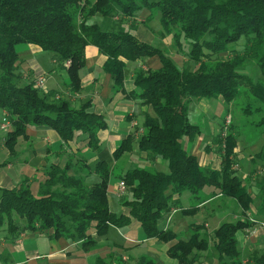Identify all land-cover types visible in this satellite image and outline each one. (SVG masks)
Here are the masks:
<instances>
[{
    "label": "trees",
    "instance_id": "16d2710c",
    "mask_svg": "<svg viewBox=\"0 0 264 264\" xmlns=\"http://www.w3.org/2000/svg\"><path fill=\"white\" fill-rule=\"evenodd\" d=\"M143 10L151 11V20L160 14L163 30L174 36L175 50L186 54L192 67L181 68L159 48L124 28L125 18L136 19ZM96 16L103 19L102 24L90 23ZM241 41L243 52L231 55L230 48ZM183 45L188 46L187 51ZM20 46L51 53L57 68L67 72L71 93L81 91L80 70L86 66L88 46L107 57L103 70L112 77L116 92L125 91L129 63L159 59L157 69L134 70L135 89L126 97L152 111V115L144 114L137 154L145 155L154 165L161 159L169 172L135 167L118 177L127 186L121 199L127 215L111 210L109 181L111 166L134 152L135 137L123 140L112 156L102 153L98 134L108 127L105 117L90 111L91 102L76 108L65 98L57 99L56 92L41 94L34 83L25 82ZM248 65H256L261 78L247 76L244 70ZM242 93L261 105L259 125L264 126V0H0V110L8 114L12 125L5 138L10 154L16 153L28 127L42 126L57 132L64 143L84 136L98 156L93 166L84 165L79 172L72 156L65 165H51L38 191L22 183L13 189L0 188V230L7 226L8 232L15 234L17 218L24 219L26 229L53 231L54 240L81 243L82 251L89 253L87 250L96 249L97 240L108 237L111 229H124L136 221L146 239L168 245L167 255L177 264H197L202 258L199 254L211 248L219 264H244L237 234L254 226L248 216L252 212L255 220L264 222V176L257 181V200L250 185L236 175L237 138L229 132L217 136L222 154L217 169L202 167L198 156L183 144L185 139L196 142L202 134L189 118L193 100L215 99L230 105ZM246 110L251 113V105ZM260 155L264 157V153ZM92 174L98 179L88 183ZM206 187L235 201L241 218L223 222L212 236L204 225H192L187 239L159 228L171 208L180 206L184 193L195 198ZM109 259L106 262L99 257L95 264H127L122 257ZM136 264L156 261L141 256ZM246 264H264V252H255Z\"/></svg>",
    "mask_w": 264,
    "mask_h": 264
},
{
    "label": "crops",
    "instance_id": "0c3cea01",
    "mask_svg": "<svg viewBox=\"0 0 264 264\" xmlns=\"http://www.w3.org/2000/svg\"><path fill=\"white\" fill-rule=\"evenodd\" d=\"M124 21L127 24V18H125ZM102 23H103V19L101 18L99 24H102ZM136 36L138 38V35ZM144 36L141 35L139 37L142 38ZM140 38L138 39L140 41H143ZM147 40H150V39L148 38ZM143 42L151 45L150 43L151 41L149 42L143 41ZM33 53L36 55H41V53H44V52L41 49L34 47V46L26 47L21 52H19L21 62H22L23 56H26L29 58L27 61L22 62V63L29 65V69H28L29 71H25L22 73L23 79L25 82L34 83L35 85V81L38 80L39 77H42V76L45 77L48 75L51 76L53 74L57 75V74H60L61 71H63L57 68L56 66L57 63L52 59V57L50 58V60H51L53 68L52 66L48 67L46 63L43 61H38L37 59H31V57L33 56ZM85 58H86V66L80 70V78H81V91L80 92L71 93L69 89V78L63 90L61 89L62 86L58 84L56 85L54 91H49V92H56L58 94L57 99L63 98L62 94H65L69 96L70 102L74 101V104H77L78 100L81 102V104L91 102L90 111L95 112L98 115H103L105 117L108 127L106 130L99 132L98 138H99V146L101 148V152L106 153L107 156H112L114 151L121 145L123 140H125L128 136L133 135L132 131L135 130V134L133 135L135 137V141L133 145L134 152L131 154H128V155H131L132 157L133 154H137V143L136 142H137L138 137L143 132L142 130L140 131L141 133L139 131L136 132L137 130L136 128L139 126V124L137 122L138 118H137V114L135 111H136V107L139 104L138 102L134 100H130L126 97V93L132 92L135 89L134 82H133L134 71H133V74H131V76L129 77L127 75L128 71L126 72V79H125V86H124L125 91L116 92L115 88H113L112 77L109 74H106L103 70L107 57L103 55L96 47L88 46L85 51ZM151 61H154V58ZM136 63L134 64L139 66L140 64L143 63V60L136 62ZM21 67H22V64H20V68ZM135 69L136 68L134 67L133 70ZM49 92H47L46 90L44 94L47 95L49 94ZM142 109L144 111V114L148 113L149 111L148 108H142ZM3 115L9 120L8 114L6 112L3 111ZM123 121L130 125V128H127V134H124V133L121 134V131H118L119 125L123 123ZM10 127H12L11 123H10ZM112 131H116V134H113ZM5 138L6 136L0 138V154L4 155L3 157L9 156V160L4 162L3 164H0V168L5 167L7 169H10L14 172V175H12L10 178H4L7 185H5V187H0L2 189H13L17 187L18 185H20L24 179H26L28 185L29 186L34 185L33 190L38 191L40 188V184L43 183L45 179V171L51 165H57V164L65 165L67 161L69 160V156H72L78 162V165L76 166V170L77 172H79V171H82V166L88 165V164L93 166L96 163V160L98 159L97 152L93 153L92 150H89L90 148L89 141L84 136L77 137V139L73 142L64 143L59 137V135L57 134V132H55L54 130L48 127H42V126L41 127H28L26 131V137L19 139V142L16 148V153L14 155H11L9 150L7 149L5 145ZM208 149L206 148V150ZM210 151L211 150H209V152ZM239 151H242V148H237L235 152L238 153ZM52 154H55L56 156L55 160L51 161L52 162L51 164H48L49 161L51 160ZM215 154H216L215 155L216 157L214 158V160H211L209 159L208 156H204L202 154L200 165L202 167L203 166L204 167L205 166H219V160H218L219 156L217 153ZM241 155L242 154H238L237 158ZM12 156H14L13 157L14 159L17 158V161L14 162L13 160H11L13 159ZM140 157L142 158L140 160V164L146 168L155 169L159 165H162V166L167 165L161 159H158L154 165V163L147 161L145 155H142ZM254 158L255 157H251L249 159L251 160V163ZM116 163H114V165ZM14 168L16 169V171L14 170ZM84 170H85L84 171L85 173L87 172L88 169L85 167ZM251 173L252 172H249V174L245 176V181L249 180V178L252 175ZM97 179H98L97 175L92 174L87 178V182L94 183L97 181ZM256 181L257 180L253 178L250 184L254 183V186H255ZM119 183H120V180L117 181V183L114 186H111L112 183L111 184L109 183L110 206H111L112 211L127 215L128 210L126 207L122 206L120 195L118 194L117 189H118ZM110 191L112 192V194L110 193ZM183 197H185L184 205L182 206V204L180 203L179 207L171 208L170 212L159 222L160 229H163V230L169 229L179 235L186 234V236L188 237L189 232H190V227L192 225H204L205 232L211 234L214 230H216L222 224L221 217L223 216L220 215L219 217L218 216L213 217V210H214L215 204L217 203L221 204L222 202H224L223 204H225L226 200H229V199H225V197L221 195H217V192L212 193L211 196H209L207 199H204L202 203L198 204L195 207L197 209L196 212L191 211V213H189V211L193 209V207H191V204L193 203V198L188 193L187 194L185 193ZM183 197L180 198V202ZM175 198L179 199L178 197H175ZM186 211L187 213H185ZM241 214H242V211L238 212L236 215L240 216L239 218H241ZM254 215H255V212H252L248 215L251 221L254 222V226L250 229L241 231L237 234L239 248L242 253L243 252L246 253L250 251L252 252L251 254H254L255 253L254 250L259 251L257 249H261L260 251L264 252V227L262 225L264 224V222L255 220ZM170 217H171V220L169 219ZM199 219H202V221H204L203 223L205 224H203L202 221L199 222ZM124 229L128 231L123 232ZM124 229H111L109 236L104 238L103 242H101L102 244L99 246L98 251L101 249H106L109 246L116 247L115 246L116 244L121 245L124 248H126L124 246L125 243H123L121 240H124L126 242L136 245L137 247L133 249V252L139 251L140 241H142V243H146L147 245L148 244L158 245L159 243H161L154 239H146L142 235L141 227L136 221H132L131 225ZM131 230L138 231L142 236V240H139V237L132 235L130 233ZM115 231L118 237H115L113 235ZM27 237L28 235L24 234L23 237L21 236V237H18L17 240H14L15 241L14 244L18 246H16L13 250L19 248L22 241ZM59 241L60 240H58V242L56 243H59ZM115 241H119L121 243L119 244ZM0 245H1L0 248L4 249L6 242L3 241L1 242ZM72 246H73V249L71 248ZM72 246L69 244H64V243L60 244V246H58L55 250L52 251L48 259L46 260L40 259L39 253L37 252L28 253L24 248L22 250L25 253L24 254L25 257L23 258L24 261H21L20 263H16V262L11 263L12 262L11 261L10 263L11 264H64V263L69 264V263L77 262V263L89 264V261H92L95 258V256H97V255L87 256L88 253H84L81 249V243L77 246L76 245H72ZM167 250H168V245H166L165 254H167ZM2 256H3V253L0 252V257ZM110 256L112 255L110 254L109 258ZM141 256H144V255H141ZM141 256H138V258H140ZM132 259H134V257L131 256L130 262L132 261ZM123 260L127 261L125 258H123ZM5 264H8V263H5ZM156 264H158L157 261H156Z\"/></svg>",
    "mask_w": 264,
    "mask_h": 264
},
{
    "label": "rangeland",
    "instance_id": "374dc122",
    "mask_svg": "<svg viewBox=\"0 0 264 264\" xmlns=\"http://www.w3.org/2000/svg\"><path fill=\"white\" fill-rule=\"evenodd\" d=\"M154 11V10H152ZM151 11L149 10H143L140 13L137 14L136 19L130 20L127 19V24L124 26L125 29L135 33L139 36H144L140 38L143 41H151V45H153L156 48H159L162 52L167 57H170L174 59L177 64L181 68H188L189 66L192 67V64L186 54H181L178 53L174 46H175V41H174V36L173 35H168L162 28V25L160 23V14H154L152 17L153 19L151 20L150 18ZM101 20V17L96 16L90 19V23H99ZM150 40H147L148 38ZM181 42L184 44L185 41L183 38H181ZM186 44V43H185ZM184 46V51H187L188 46ZM243 46H244V41H241L239 44L234 45L230 48L231 50V55H233V52L236 53H242L243 52ZM19 52H21L25 47L20 46ZM34 56V57H33ZM33 56L31 59H37L38 61H43L46 63L48 67L52 66L51 63V53H41V55H36L33 53ZM29 58L26 56L22 57V62L27 61ZM151 59H145L143 60V63L140 64L139 66L131 63L127 67L128 71V77L133 74V69L135 68H141L143 70H148V69H157L156 67L160 66V61L158 58H154V61H151ZM22 67L20 68L21 73L25 71H29V65L22 63ZM157 65V66H155ZM53 68V66H52ZM133 68V69H132ZM244 73L252 78L253 80H257L258 78H261L260 72L258 68L253 65H248V67L244 70ZM23 85H25L24 81H22ZM68 82V76L66 72L63 70L61 71L60 74L57 75H51V76H45V87L44 89L41 90V94H44L45 91H54L56 85H61L62 90L65 87V84ZM244 90V89H242ZM51 93V92H49ZM63 98L69 100V96L62 94ZM75 96V95H74ZM72 105L76 108H79L82 104L78 100L77 104H74V101L71 102ZM248 105H251V110L252 112L249 113L246 109L248 108ZM261 105L254 99L250 94L242 93V95L236 99L232 104L226 105L222 101L218 100H193L190 103L189 106V118L190 121L198 125L201 130L202 134L198 138L196 142H189L188 139H185L183 142L184 148L191 154H195L198 156L199 160L202 159V154L204 156H208L209 159L214 160L216 157L215 153L218 154V160H219V166H203L204 168H220L221 166V161H222V154L219 153L218 150V145L217 143V136H221L222 132H229L233 134L237 139V147L236 148H242V151H239L237 154H242L237 158L238 164L234 165V170H236V175L245 180V176L249 174V172H253L249 180L246 182L248 185H250L251 190L253 191L254 196L258 200V189H257V181L264 176V170H263V165H264V157L257 156L260 153H264V126L259 125L260 121L263 116V112L260 110ZM149 111L148 113L152 115V111L150 108H148ZM136 114L138 118V124L139 126L136 128L137 131H141L143 129L144 125V111L141 106L136 107ZM146 114V113H145ZM228 120H230V123H228ZM9 121L6 117L3 115V111L0 110V138L4 137L8 134L10 129L12 130V127H8L7 129H2V124L4 122ZM112 127V126H111ZM224 127V129H223ZM10 128V129H9ZM127 128H130V125L126 122L123 121L119 125L118 131H121V134H127ZM113 134H116V131H112ZM133 135L135 134V130L132 131ZM141 133V132H140ZM226 134V133H225ZM222 137V136H221ZM209 146V149L206 150V147ZM90 150V149H89ZM209 150H211L209 152ZM206 151V152H205ZM204 152V153H203ZM94 153V152H93ZM131 153H127L123 156V158L118 161L115 165L111 166V169H113V175L110 178L109 183L114 186L117 181H119V176L123 175L129 170H132L135 167H143L140 164V160L142 159L138 154H133L128 155ZM128 155V156H127ZM0 154V164H3L7 160H9V156H5ZM14 156H12L13 158ZM55 154L51 155V160L49 161L48 164H51V161L55 160ZM251 157H255L256 160H249ZM259 157V158H258ZM14 162L17 161L16 159H11ZM208 160V159H207ZM48 162V161H47ZM46 162V163H47ZM74 163H76V160L74 159ZM132 164V165H131ZM236 165H238V168H236ZM146 168V167H145ZM151 169V168H150ZM16 171V169L14 168ZM153 171H161L164 173H168L169 169L167 165L162 166L159 165L155 170ZM12 175H14V172L10 169L7 168H0V187H5L6 182L4 178H10ZM39 177V176H37ZM255 178L257 181L255 183L250 184L251 180ZM22 184L24 186H27V181L26 179L23 180ZM32 189L34 187L30 186ZM36 189V188H34ZM36 191V190H35ZM216 189L214 187H206L203 191L200 192L198 197H192L193 198V203L191 204V207H196L198 204L202 203L204 199H207L209 196H211L212 193H216ZM112 194V192L110 191ZM187 194V193H186ZM185 195V193L182 195V197ZM123 196H120V199ZM184 198L181 200L182 206L184 205ZM226 199V198H225ZM122 201V200H121ZM224 202L217 203L215 204L214 210H213V217H219L220 215L223 216L221 217V221L223 222H236L238 219H240V216H237L236 214L241 211V209L238 207L237 203L233 200H226V203L223 204ZM223 204V205H222ZM117 213V212H116ZM121 214V213H118ZM227 215V216H225ZM211 217V216H210ZM238 217V218H237ZM171 220V217L169 218ZM18 220V227L19 230L15 233L12 234L8 232L7 226L2 228L0 230V244L1 242L5 241L6 245L3 248H0V252L3 253V256L0 257V264H11L13 262L20 263L21 261H24L23 258L25 257V253L22 251L24 248L28 253L31 252H37L39 253L40 259H48L49 255L52 253L53 250H55L60 244H69V245H79L80 243H74L71 242L70 240H65L61 239L59 243L57 240H54L52 238L53 231H46V232H34L30 229H26V222L25 220L21 219ZM189 220V219H188ZM202 219H199V222H201ZM204 221H202L203 223ZM205 224V223H203ZM128 230H123V232H127ZM132 235L139 237V240H142V236L138 231H133L131 230L130 232ZM142 235L144 234L143 231H141ZM24 234L28 235L27 238H25L22 243L20 244L19 248L13 250L16 246L15 241L17 240L18 237H23ZM209 234V233H208ZM115 237L117 236L116 231L113 234ZM211 235V234H209ZM144 236V235H143ZM201 236H204V231L201 233ZM212 236V235H211ZM183 239H187L188 237L186 234L181 235ZM96 238V237H95ZM144 238V237H143ZM119 239V238H118ZM95 240V239H94ZM104 239L97 240V244L99 246L102 244ZM121 240V238H120ZM123 243H125V247L121 245L116 244V247H107L106 249H101L98 251L99 246H97L96 249L90 251L87 250L88 255L87 256H92V255H97L92 261H89V264H95L97 261V257L102 258L106 262H109L111 259H109V255L111 254L114 258L115 257H122L125 258L127 261H125L127 264H136L138 256L144 255V256H150L153 259L157 261L158 264H177V262L173 259H170L167 254H165L166 251V245L164 243H159L158 245H150L146 243H142V241L139 242L140 244V249L137 252H133V249L136 248L137 246L134 244H131L129 242H126L124 240H121ZM117 243H121L119 241H115ZM1 246V245H0ZM73 249V246L71 247ZM75 248V246H74ZM82 249V247H81ZM211 250L207 253H202L199 254V262L197 264H219L218 263V256L216 252ZM259 251L254 252H260L261 249H257ZM252 252L248 251L246 253H242L243 255V260L244 264H246L250 257L252 256ZM48 255V256H47ZM134 257L132 261L130 262V257ZM86 257V256H85ZM12 261V262H11ZM11 262V263H10ZM67 263V262H66ZM65 264V263H64Z\"/></svg>",
    "mask_w": 264,
    "mask_h": 264
},
{
    "label": "built area",
    "instance_id": "2783aa9c",
    "mask_svg": "<svg viewBox=\"0 0 264 264\" xmlns=\"http://www.w3.org/2000/svg\"><path fill=\"white\" fill-rule=\"evenodd\" d=\"M44 86H45V77H39L38 80L35 81V87H37L38 89L42 90L44 89ZM228 123H230V120H228ZM10 126V122L7 121V122H4L2 124V128L3 129H7L8 127ZM236 168H238V165H236ZM118 194L120 196H123L126 191H127V186L125 184L124 181H120L119 185H118ZM263 227H264V224H262Z\"/></svg>",
    "mask_w": 264,
    "mask_h": 264
}]
</instances>
